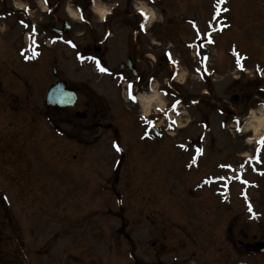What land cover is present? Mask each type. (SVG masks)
Instances as JSON below:
<instances>
[{
  "label": "rangeland",
  "instance_id": "rangeland-1",
  "mask_svg": "<svg viewBox=\"0 0 264 264\" xmlns=\"http://www.w3.org/2000/svg\"><path fill=\"white\" fill-rule=\"evenodd\" d=\"M87 1L55 0L56 5L52 1L55 18L59 17L56 23L54 17L42 12L47 11L42 0H0V264H135L136 259L142 264H231L237 260L264 264V253L250 254L243 244L235 251L230 234L236 221L242 243L251 242L254 233L264 237V143L256 140L254 130H244L251 112L264 111V72L254 69L258 65L264 68V0H146L144 4L156 11V20L144 35L156 44L151 50L144 39L143 49L149 54L157 51L153 48L163 53L172 44L171 50L182 60L178 79L185 82L177 86V98H189L190 93L194 96L205 85L212 89L197 108L184 103L182 121L191 119L190 129L162 139L142 138L144 127L136 119L141 111L137 104L128 103L138 114L135 118L127 110L125 84L119 80L118 68L112 71L108 66L109 75H102L89 62L95 55L105 64L108 61L105 51L95 54L85 47L102 38L106 22L102 23L92 10L84 11L89 23L70 19L64 12L67 7L76 12V2L84 6L89 5ZM116 1L119 8L112 6L113 11L120 14L121 6L131 0ZM139 1H134L137 7ZM101 2L109 7L105 0ZM95 3L100 0L90 5ZM217 4L227 10L216 18ZM26 6L31 8L30 15L23 14ZM168 17L174 26L171 36ZM188 19L198 23L201 31L208 19L214 32L220 23L227 25L217 34L215 48L208 49L212 60L216 55L214 69L222 72L223 80L200 81L193 72L196 58L187 47L197 37L194 39L196 33ZM63 20H71L74 28L63 35L54 33L51 26L60 28ZM29 23L38 25L39 33L31 41L37 39L40 44L36 48L39 59L24 63L20 51L27 46ZM29 49L26 52L30 54L35 46ZM234 61L248 67L247 72L242 68V72L235 71ZM104 63L99 64L106 68ZM234 76L239 80L236 85ZM25 77L28 85H24ZM59 80L80 88L79 104L68 112L72 116L88 101L112 104V114L100 117L102 128L88 130V121L79 122L75 130L68 122L70 114L54 108L47 116L46 93ZM89 88L96 96L86 91ZM12 92L18 94L14 100ZM109 93L110 100L105 99ZM8 95L22 113L4 102L3 96L9 102ZM60 115L65 119L57 129ZM25 116H32V121ZM234 118L240 120L243 131L235 130ZM51 122H55L54 128ZM23 123H27L26 129ZM114 125L118 135H114ZM187 137L193 143L187 142ZM24 148L25 158L14 156L16 150L25 153ZM221 177L210 190L205 186ZM220 187L229 189L225 206L214 193ZM119 199L127 204L122 211ZM141 203H147L154 212L156 207L177 211L187 207L190 214L175 217L172 211L159 208L158 228L142 222L134 225L140 220ZM123 214L135 226L127 227L129 241L120 220ZM172 226L180 232L173 229L170 235ZM244 233L248 235L243 237ZM155 237L176 245L166 247L156 259L152 251L141 254L144 243Z\"/></svg>",
  "mask_w": 264,
  "mask_h": 264
},
{
  "label": "flooded vegetation",
  "instance_id": "flooded-vegetation-1",
  "mask_svg": "<svg viewBox=\"0 0 264 264\" xmlns=\"http://www.w3.org/2000/svg\"><path fill=\"white\" fill-rule=\"evenodd\" d=\"M55 22L57 23V22H59V20H58V18L55 20ZM82 22H86V23H89V19L88 18H86V20H84V21H82ZM122 23L124 24L123 26H125V27H127L128 26V22H127V20H123L122 21ZM65 26H66V20H63V23H62V28H65ZM135 27V26H134ZM74 27H73V25H70V27L67 29V31H71L72 29H73ZM94 33V32H93ZM94 35H95V33H94ZM109 35V34H108ZM94 41L93 42H95L96 41V37H94V38H92ZM98 42H100V41H98ZM96 46V43H94L93 45L92 44H88V45H86L85 47L86 48H89V50H92V49H94V47ZM107 48V47H106ZM133 56L132 55H130L129 56V59H131ZM134 64H132L131 63V67H133L134 68V66H133ZM121 67H123V69L121 68ZM121 67H120V69H121V71H123V72H125V71H127V69L128 68H130V66L128 67V66H126V64H123L122 63V65H121ZM138 68V67H137ZM24 81V83H25V85H28V83H27V80L25 79V80H23ZM9 83H12V82H10L9 81ZM13 84V83H12ZM70 87H73V86H70ZM77 87V86H76ZM74 89H75V86L73 87ZM78 88V93H80L79 91H80V88L79 87H77ZM20 96V95H19ZM13 97H18V95L16 94V93H13L12 94V98ZM14 99V98H13ZM26 103H28V101H29V97L28 96H26ZM78 103H79V100H78ZM9 105L8 106H11L12 107V109L13 110H15V111H20L21 113H22V111H23V109H21L20 108V106H17L18 104H16V105H14L13 106V104L10 102V103H8ZM84 106L86 107V113H87V115H86V118H85V120L87 121H89V123L87 124V122L86 121H84V122H86V124L87 125H85V127H86V129H93V128H95L97 125H100V122L101 121H97V119H98V117H99V114H98V112H95V113H91V116H89L90 115V110H91V104H90V101H88V102H86L85 104H84ZM52 108H54L56 111H58V112H65L66 113V111H67V113L69 112V110L70 109H72V108H64V107H58V106H53V107H45V111L47 112V116L49 115V111H50V109H52ZM20 112H19V114H20ZM68 114H70V116L69 117H72V114L71 113H68ZM65 115V114H64ZM64 115H60L59 116V119H60V121L58 122V125L60 124V123H62L63 121H64ZM30 117V118H29ZM75 117V116H74ZM25 118L26 119H29L30 121H32V116H25ZM32 118V119H31ZM89 118H90V120H89ZM76 119V118H75ZM92 120V121H91ZM34 121H36V120H34ZM91 121V122H90ZM32 123V122H31ZM27 125V123H23V127L22 128H24V129H26V126ZM16 128V127H15ZM14 136V135H13ZM24 151H25V148H24ZM14 156H16V157H23V158H25L26 157V151H25V153H23V152H19V151H15V153H14ZM139 209H140V213H139V219H140V221L142 222V223H149V222H151V225L154 227V228H158L159 227V225H160V223L158 222V217H157V213L156 212H150V211H147L146 210V208H144V207H142V208H140L139 207ZM183 215V213H181L180 214V216H182ZM175 217H177V214H175L174 215ZM180 216L178 215V217L180 218ZM159 218H160V215H159ZM234 220H236L235 219V217H234ZM122 221H123V224H124V228L125 229H127V226H128V218L125 216V217H122ZM234 224V223H233ZM149 233H150V229H148V236H149ZM129 235L127 234V237H128ZM152 236H153V233H152ZM232 236H233V243H234V249H235V251H236V248H237V244H241V240H240V236H241V229L239 228V231L238 232H236V221H235V227H234V230L232 231ZM243 236H247V234L246 233H244L243 234ZM264 240V239H263ZM149 241V240H148ZM176 244H174V245H171L172 247L173 246H175ZM152 246H153V248H154V252H156V251H160L161 249H164L165 250V248H166V244H161L160 243V238H158V237H155L154 238V241L152 242ZM245 246H247V248H249V249H251V248H253L252 247V245H250V244H247V245H245ZM143 248V247H142Z\"/></svg>",
  "mask_w": 264,
  "mask_h": 264
},
{
  "label": "bare ground",
  "instance_id": "bare-ground-1",
  "mask_svg": "<svg viewBox=\"0 0 264 264\" xmlns=\"http://www.w3.org/2000/svg\"><path fill=\"white\" fill-rule=\"evenodd\" d=\"M96 12L100 14L101 17L108 14V11L101 6L100 8H97ZM70 13L74 19L78 17V15L75 12L70 11ZM151 16H152L151 19L152 22L154 20V13L151 12ZM139 98H140V105L143 108L144 112L146 113H149L152 106L162 104V101L159 97V92L156 89L152 90L151 92L144 91V93H142L139 96ZM256 112H258V114L252 112V114L250 115V119L247 122L246 128L244 130L248 131L252 129L255 131V133L258 134L259 137L264 131V111L262 110Z\"/></svg>",
  "mask_w": 264,
  "mask_h": 264
},
{
  "label": "water",
  "instance_id": "water-1",
  "mask_svg": "<svg viewBox=\"0 0 264 264\" xmlns=\"http://www.w3.org/2000/svg\"><path fill=\"white\" fill-rule=\"evenodd\" d=\"M48 104H59L62 106H72L76 101V94L70 90H66V85L59 83L52 87L47 96ZM261 250H264V244L259 245ZM235 264H247L245 262H239Z\"/></svg>",
  "mask_w": 264,
  "mask_h": 264
},
{
  "label": "snow or ice",
  "instance_id": "snow-or-ice-1",
  "mask_svg": "<svg viewBox=\"0 0 264 264\" xmlns=\"http://www.w3.org/2000/svg\"><path fill=\"white\" fill-rule=\"evenodd\" d=\"M45 2H47V0H45ZM92 2L94 3L95 0H92ZM77 9H78V11H81L80 19L83 21L85 19V15H84L83 11L80 10L79 5H77ZM225 10H227V9H225ZM141 15H144V13H141ZM69 43H71V42H69ZM72 46L75 47L74 44ZM97 63H98V67H99V69H100L101 72H107L108 71V69L105 68V67H103V66H101L99 64V62H97ZM241 68H242V66H241ZM129 87H131V85H129ZM177 103H179V102L177 101ZM237 131H241V129L238 128ZM261 143H264V140H262ZM117 150L119 151L120 149L117 147ZM249 211L250 212L252 211L251 206H249Z\"/></svg>",
  "mask_w": 264,
  "mask_h": 264
},
{
  "label": "trees",
  "instance_id": "trees-1",
  "mask_svg": "<svg viewBox=\"0 0 264 264\" xmlns=\"http://www.w3.org/2000/svg\"><path fill=\"white\" fill-rule=\"evenodd\" d=\"M1 197H2V195L0 194V201L2 202L3 201V199H1ZM11 220V219H10Z\"/></svg>",
  "mask_w": 264,
  "mask_h": 264
}]
</instances>
